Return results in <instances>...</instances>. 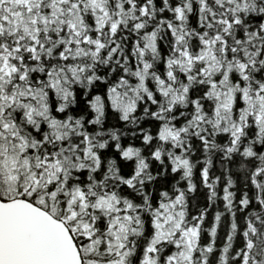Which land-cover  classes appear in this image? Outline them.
Segmentation results:
<instances>
[{
    "label": "snow or ice",
    "instance_id": "1",
    "mask_svg": "<svg viewBox=\"0 0 264 264\" xmlns=\"http://www.w3.org/2000/svg\"><path fill=\"white\" fill-rule=\"evenodd\" d=\"M0 264H264V0H0Z\"/></svg>",
    "mask_w": 264,
    "mask_h": 264
}]
</instances>
